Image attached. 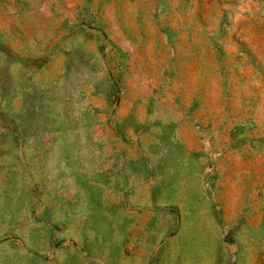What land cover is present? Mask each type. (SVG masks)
Returning a JSON list of instances; mask_svg holds the SVG:
<instances>
[{"label": "rangeland", "instance_id": "374dc122", "mask_svg": "<svg viewBox=\"0 0 264 264\" xmlns=\"http://www.w3.org/2000/svg\"><path fill=\"white\" fill-rule=\"evenodd\" d=\"M0 264H264V0H0Z\"/></svg>", "mask_w": 264, "mask_h": 264}]
</instances>
